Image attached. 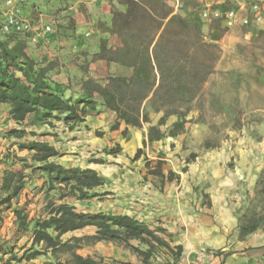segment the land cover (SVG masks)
<instances>
[{
	"label": "rangeland",
	"instance_id": "374dc122",
	"mask_svg": "<svg viewBox=\"0 0 264 264\" xmlns=\"http://www.w3.org/2000/svg\"><path fill=\"white\" fill-rule=\"evenodd\" d=\"M72 2L35 0L38 7L34 13L36 22L43 25L54 21L55 30L48 35L21 38H25L27 43L31 40L41 52L53 53L48 55L53 57L50 62L57 65V69L65 68L71 75H83V72L90 71V63L80 55L81 52L74 55L68 52V61L54 55L58 47L53 41L61 37L69 39L74 34L76 20L70 13ZM166 2L175 13L194 21L200 19L196 15L199 10L196 0ZM199 24L204 40L217 46V58L196 96L190 102L172 106L186 111L185 131L176 137L167 136L156 144L147 141L144 145L141 140L149 127V124H144L142 128L132 127L134 132H129L122 143L116 142L108 147L99 146L100 139L93 132L78 138L70 137L77 140V146L69 148L67 153L75 164L92 166L95 164L93 155L106 159L97 167L101 175L109 177L108 184L111 185L108 187L114 189V196L108 198L106 193L84 200L69 196L64 201L75 205L78 210L88 211L119 212L135 208L134 211L141 216L153 215L152 227L164 228L172 234L174 243L190 245L193 253L217 255L216 251L226 249L241 256V252L264 247L263 227L245 238H241L239 228L247 218L260 213L263 207V199L258 194V181L264 172V23L251 27L250 31L241 26L229 29L214 21ZM18 39L10 38L12 41ZM64 45V51H71L68 44ZM123 67L127 69L125 72L114 69L107 74L106 68L98 65L94 66L93 72L102 75L98 79L105 83L108 75L131 73L130 68ZM144 106L150 111L152 123L157 124L164 111L155 112L149 100L144 102ZM9 109V105L0 104V246L14 247L21 254L24 246L41 248L43 244H33L31 232L19 230V223L24 220L17 218L13 209L17 206L24 209L23 217L31 228L35 219L47 215L49 203L61 201L60 191L49 189L42 172L27 168L26 186L12 199L14 208L8 210L1 202L10 194L5 188L6 171L22 168L17 156L29 159V153L19 150L17 143L44 133L43 124L34 122V116H30L24 124H18L11 119ZM176 120V115L170 116L161 129L168 132ZM17 127L27 130L23 139L7 136L9 129ZM134 137L138 138L139 147L144 150L137 160H134L138 150ZM111 150L116 152L111 153L110 161H107V153ZM145 157L152 161V165L163 159L164 173L168 175L174 171L177 177L169 181L151 174ZM92 234L93 228H86L62 236V240L70 241L74 250L83 256L103 259L101 264H131L125 262L127 257H139L123 244L94 242L89 237ZM133 243L136 244L135 241ZM1 255L3 252H0ZM237 255L233 264L248 263ZM166 256L165 250H162L152 261L161 263ZM69 257L68 252L53 255L48 251L30 261H13L10 264L65 263ZM229 261L219 258L216 262L228 264Z\"/></svg>",
	"mask_w": 264,
	"mask_h": 264
},
{
	"label": "trees",
	"instance_id": "16d2710c",
	"mask_svg": "<svg viewBox=\"0 0 264 264\" xmlns=\"http://www.w3.org/2000/svg\"><path fill=\"white\" fill-rule=\"evenodd\" d=\"M118 1L125 7L124 10L114 7L111 26L101 24V28L116 35L120 45L114 48L109 46L107 39H102L94 59L116 62L132 71L129 75H108L105 83L88 77L82 81L81 98L75 101L51 88L48 72L52 69V63L43 66L37 62L27 52L25 38L0 36V104L9 105L11 119L24 124L30 116H34V122L50 125L53 120H62L69 129H73L85 121L86 115L96 109L100 100L106 109L117 116L111 125L112 130L120 129L122 122L136 128L149 124V143L167 136L176 137L185 131L186 111L172 106L179 102H190L201 90L217 58V46L204 40L198 21L175 13L166 0ZM12 37L20 39L12 41ZM148 100L153 103L155 112L164 111L157 124L152 123L150 111L144 106ZM164 107L167 108L164 110ZM172 115H176L177 120L168 132L163 131L161 127L167 124ZM27 133L26 129L17 127L9 129L7 136L23 139ZM122 134L128 136V127ZM97 135L103 136V132L97 131ZM143 143L146 145L147 141ZM17 144L19 150L28 151L31 162L27 157L17 156L22 168L6 171L5 188L10 194L1 202L6 204L7 209L13 208L12 199L26 186L27 168L42 172L49 189L57 188L60 191L61 202L49 203L47 215L35 219L31 228L23 217L24 209L18 206L13 209L17 218L24 220L19 223V230L31 232L33 244H43V247L24 246L20 254L14 247L0 246V252H3L0 264L30 261L48 251L53 255L68 252L70 257L65 263L46 261L45 264H101L103 259L83 256L74 250L70 241L62 240L64 234L85 228L95 230L89 236L94 242L123 244L141 257L144 264H156L152 259L162 250L167 256L158 264H177L181 259L183 246H172L173 236L164 228L152 229L129 214L78 211L75 205L64 201L69 196L78 200L99 196L95 189L105 185L107 179L96 169L67 167L53 160L61 156V152L46 141L23 140ZM143 154L144 150L138 148L134 160ZM145 159L151 174L169 181L177 177L174 171L168 175L164 173L163 159H159L155 165L147 157ZM93 160L104 162L102 159ZM258 188V194L263 199L262 210L241 223V238L264 228V172L258 181ZM133 241H138V244Z\"/></svg>",
	"mask_w": 264,
	"mask_h": 264
},
{
	"label": "crops",
	"instance_id": "0c3cea01",
	"mask_svg": "<svg viewBox=\"0 0 264 264\" xmlns=\"http://www.w3.org/2000/svg\"><path fill=\"white\" fill-rule=\"evenodd\" d=\"M114 7H117L122 10H124L125 8L123 5L119 3L118 0H87L86 2H81L80 0H73L72 4L70 5V10H71L70 13L72 14L73 18L76 20L74 34L69 39H64L63 37H61L53 41V44H55V46L58 47L54 55L55 56L58 55L59 57L62 58V60L68 61L69 60L68 52H72V55L77 54V52H81L80 55H82L83 58L84 57L87 58V60L90 63L89 64L90 71L87 70L83 72V75H71L70 72L65 68L59 70L56 68L57 65L52 63V69L48 72V83L52 89L60 91L65 95V97L67 98L71 97L73 101H75L81 98L82 96L83 80L87 79L90 76L96 79L102 77V75H95V73L93 72L94 66L100 65L105 67L107 70V74L110 71H113L114 69L123 72L127 70L124 69L122 65L116 62L108 63L105 60L94 59V55L98 53L100 50V42L102 39H107L109 46H113L114 48L120 45V40L116 35L111 34L109 31L101 28V24H104L107 27L111 26L112 10ZM64 44H68L69 47L71 48V51L70 49L64 51L65 50ZM36 48H37L36 44L33 43L31 40H29V42L27 43V52L43 66L47 65L48 63H51L50 61L53 60V57H49L50 55L48 54H53V53L48 52L47 54V52H41L40 48L37 49ZM88 72L90 73V75L88 74ZM116 119H117L116 114L106 109L105 106L102 104V102L99 100L96 109L90 111L88 115H86L85 121L79 123L73 129H69L68 125L62 120H53L52 121L53 123L51 125L47 123L43 124L44 133L31 140L46 141L54 145L61 152V156H58L53 160L67 167L79 166L75 164L74 159L71 160L67 154L70 152V149L75 148L77 146L75 143V141L77 140L76 139L72 140L70 137L74 136L78 138L80 136L81 137L84 136L87 132H93L95 137L97 139H100V142L98 144L101 147L112 146L116 142L122 143V140H126L128 138V136L125 137L122 134V131L127 127L129 129V132L133 133L134 131L131 126H127L124 122L121 123L120 129L112 130L111 125L116 121ZM97 131L103 132V136H98ZM134 138L137 147L141 148L139 147L140 145L137 142L138 138L137 137ZM143 138L144 139H142L141 141L144 140L148 141L147 134ZM157 142L158 141H155L153 143L156 144ZM95 149L100 150V148L98 147H95ZM91 151L94 152V150ZM107 156H109L107 157V161H108L109 160L108 158H110L112 154L109 152L107 153ZM92 158L98 159L99 157L93 155ZM99 159H102L103 161L106 160L104 157H100ZM99 164L100 163L95 162V164H93L92 166H86L82 168H93L99 172V169L97 167ZM102 176H104L107 179V183L95 189V191L100 193V195L96 197H101V194L107 193V197L110 198L111 196H114L112 195L114 189L108 187V185L109 186L111 185L108 184L110 182L109 177H107V175H102ZM100 188L101 189L104 188L103 189L104 192H102ZM134 210L136 209L134 208ZM134 210L132 208H127L126 211H119V212L111 211L107 213L129 214L135 216L137 219L141 221H144L152 229L157 228V227H152L150 224L153 223L154 221L153 215L150 217H147L148 215L141 216L140 215L141 213ZM78 211L100 212V211H88V210H78ZM81 230H76L73 232H77ZM73 232H68L63 236L69 235L70 233ZM31 239H33L32 235H31ZM135 242L137 245L138 241ZM249 242H253L252 239H249ZM176 244H181L183 246V255L181 259H179L176 262L177 264H221L219 262L218 263L216 262L218 261L219 258H222V260L223 258H227L231 260L229 261L228 264L235 263L234 259L236 258L237 254L231 253V251H227L226 249H220L219 251H216L217 255L215 254L206 255L203 253L199 254L197 252L193 253L190 245H186V243L184 242L174 243V239H173L171 245L174 246ZM247 247L249 246L247 245ZM227 253L228 255H226ZM237 257L246 259L248 262L247 264H264V247H258L255 249L247 250V252H241V256L237 255ZM164 258L165 257H163V259ZM125 262H130L131 264H143L141 257H137L135 255H130L129 257H127V261L125 260Z\"/></svg>",
	"mask_w": 264,
	"mask_h": 264
},
{
	"label": "built area",
	"instance_id": "2783aa9c",
	"mask_svg": "<svg viewBox=\"0 0 264 264\" xmlns=\"http://www.w3.org/2000/svg\"><path fill=\"white\" fill-rule=\"evenodd\" d=\"M86 2L87 0H80ZM198 22L214 21L226 28L237 26L250 31L264 23V0H196ZM35 0H0V36L35 38L54 32V21L43 25L35 20Z\"/></svg>",
	"mask_w": 264,
	"mask_h": 264
}]
</instances>
